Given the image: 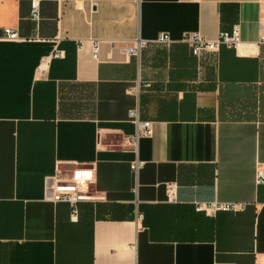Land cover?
I'll return each instance as SVG.
<instances>
[{
    "label": "crops",
    "instance_id": "obj_1",
    "mask_svg": "<svg viewBox=\"0 0 264 264\" xmlns=\"http://www.w3.org/2000/svg\"><path fill=\"white\" fill-rule=\"evenodd\" d=\"M40 3L0 0V264H264V0ZM132 110L152 133L127 145ZM78 168L96 198L72 221L51 186Z\"/></svg>",
    "mask_w": 264,
    "mask_h": 264
},
{
    "label": "built area",
    "instance_id": "obj_2",
    "mask_svg": "<svg viewBox=\"0 0 264 264\" xmlns=\"http://www.w3.org/2000/svg\"><path fill=\"white\" fill-rule=\"evenodd\" d=\"M30 18L35 22L42 20V9L40 0H31ZM5 39L19 40L20 34L12 28H5ZM240 30L235 26L232 31H221L218 38L209 40L204 38L199 33L185 34L182 41L188 43L192 47V52L195 56H201L205 52H217L223 45L230 48L236 47L240 43ZM161 44H169L172 39L168 33H160L156 40ZM260 43L264 44V17L260 22ZM146 45V41L138 38L132 40L126 51L130 54L140 55L141 49ZM97 55V48L96 53ZM61 52H57L56 56H60ZM131 118L136 122L137 130L134 136L125 138L127 145H135L142 136H150L152 133V122L141 121L138 110H132L130 113ZM139 163L134 164L137 168ZM91 170L89 168H78L71 176L68 177H55L54 183L51 186L52 199L56 202H66L70 204L72 221L79 219V203L84 201H92L96 196L89 191L88 185L92 180ZM257 182L264 183V171L259 170L257 173ZM195 209L199 212L207 214H216L219 211H239L242 209L241 204L233 202H220V201H195ZM142 216V215H141ZM255 264H262L255 262Z\"/></svg>",
    "mask_w": 264,
    "mask_h": 264
}]
</instances>
